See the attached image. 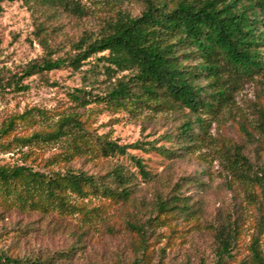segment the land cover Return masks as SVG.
Returning <instances> with one entry per match:
<instances>
[{"label": "rangeland", "instance_id": "374dc122", "mask_svg": "<svg viewBox=\"0 0 264 264\" xmlns=\"http://www.w3.org/2000/svg\"><path fill=\"white\" fill-rule=\"evenodd\" d=\"M77 1L84 13L33 0H3L4 83L21 76L35 61L74 55V45L81 39L93 41L120 14L139 16L146 7V0ZM96 65L93 58L79 71L64 67L26 77L23 91L9 86L0 91V167L84 171L109 185H114L109 181L112 172L121 169L129 178L131 199L118 203L101 195L73 196L70 201L77 210L66 214L0 209V251L51 264H131L146 246V264H216L215 230L231 222L241 225L238 261L248 257L253 237L264 249V186L238 178L233 171L234 153L241 151L264 179V74L240 82L229 107L215 117L205 116L209 126L204 134L196 115L184 108L135 111L96 103L78 107L70 95L76 88L103 95L111 87L112 80ZM205 84L203 80L201 85ZM69 114L78 115L93 137L121 145L151 143L172 154L146 146L126 155L69 158L64 140L28 146L18 140L53 129ZM13 119V129L2 134ZM189 120L193 140L181 136V127ZM134 158L142 161L150 179L142 177ZM174 199H180L179 208L161 215L168 217L165 221H154L143 243L134 227H147L158 215L157 203Z\"/></svg>", "mask_w": 264, "mask_h": 264}, {"label": "trees", "instance_id": "16d2710c", "mask_svg": "<svg viewBox=\"0 0 264 264\" xmlns=\"http://www.w3.org/2000/svg\"><path fill=\"white\" fill-rule=\"evenodd\" d=\"M29 1V0H25ZM45 7H62L73 12L85 10L77 0H33ZM0 0V15L3 7ZM47 44V43H46ZM264 0H146L139 16L120 14L108 23L99 38L81 39L74 45L75 54L59 59H44L30 64L19 77L5 81L0 76V91L6 86L16 91L27 89L22 80L36 74L52 72L64 67L81 70L93 58L104 74L112 80L103 95L86 88L70 93L78 107L105 104L109 108L138 111L188 109L196 115L195 122L207 134L205 116L212 118L231 105L238 84L264 74ZM92 72L94 70L92 69ZM121 75L116 78L117 75ZM115 81H113V79ZM205 85H201L202 81ZM30 115V112H26ZM21 118H25L24 114ZM14 119L2 134L13 129ZM264 132V120L261 122ZM181 136L193 140V124L189 120L181 127ZM28 146L32 142L67 143L65 156L126 155L130 149H155L172 152L151 143L136 142L121 145L115 141L93 137L78 115L61 117L45 132H36L18 139ZM148 149V148H147ZM234 174L246 181L264 186L263 175L255 174L254 165L241 151L234 153ZM145 179L151 175L140 159H135ZM109 185L84 171L67 170L44 172L26 165L0 167V209L41 214L76 211L73 196L87 198L103 196L116 202H128L132 197L129 178L121 169L110 175ZM255 178V179H254ZM108 181V182H109ZM180 199L171 203L159 201L158 215L147 227H134L144 243L154 221H165L169 213L178 209ZM185 208V207H184ZM158 226V225H157ZM240 223L231 222L216 233V264H264V249L258 237H253L245 259L237 260L241 240ZM147 249L131 264H146ZM0 264H51L39 257H20L0 251Z\"/></svg>", "mask_w": 264, "mask_h": 264}]
</instances>
